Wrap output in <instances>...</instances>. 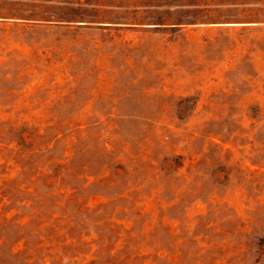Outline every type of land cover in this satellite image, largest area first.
<instances>
[{"label": "rangeland", "instance_id": "rangeland-1", "mask_svg": "<svg viewBox=\"0 0 264 264\" xmlns=\"http://www.w3.org/2000/svg\"><path fill=\"white\" fill-rule=\"evenodd\" d=\"M0 264H264V0H0Z\"/></svg>", "mask_w": 264, "mask_h": 264}]
</instances>
